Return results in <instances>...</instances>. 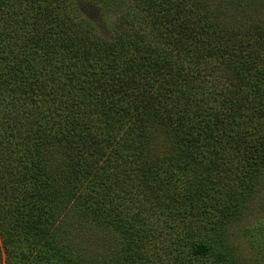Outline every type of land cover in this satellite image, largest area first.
I'll return each mask as SVG.
<instances>
[{"label":"trees","instance_id":"16d2710c","mask_svg":"<svg viewBox=\"0 0 264 264\" xmlns=\"http://www.w3.org/2000/svg\"><path fill=\"white\" fill-rule=\"evenodd\" d=\"M262 208L264 0H0V264H245Z\"/></svg>","mask_w":264,"mask_h":264},{"label":"rangeland","instance_id":"374dc122","mask_svg":"<svg viewBox=\"0 0 264 264\" xmlns=\"http://www.w3.org/2000/svg\"><path fill=\"white\" fill-rule=\"evenodd\" d=\"M81 4V2H80ZM82 14L92 18L93 14L99 13L98 8L94 5L85 3L81 4ZM96 13V14H95ZM96 17V16H95ZM100 20V29L105 35L112 33L107 22ZM230 238V250L235 253L245 264H264V209L260 213L244 215L241 220L232 228ZM213 258L206 257L201 260L191 259L190 264H213Z\"/></svg>","mask_w":264,"mask_h":264}]
</instances>
